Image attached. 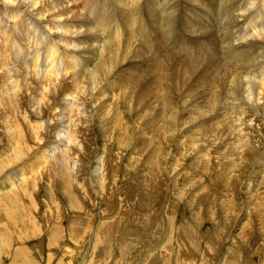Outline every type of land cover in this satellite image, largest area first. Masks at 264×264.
I'll list each match as a JSON object with an SVG mask.
<instances>
[{
	"label": "rangeland",
	"instance_id": "rangeland-1",
	"mask_svg": "<svg viewBox=\"0 0 264 264\" xmlns=\"http://www.w3.org/2000/svg\"><path fill=\"white\" fill-rule=\"evenodd\" d=\"M82 1L77 0V3L72 1V5L74 4L71 5L72 12H74L73 15L76 13V19L83 17L88 12L85 10L86 13H84L82 7L88 3L85 0ZM178 1L183 5V9L182 7L179 9L180 6H177L173 14L175 16L178 12L181 18L178 16L174 23L176 29L174 28L173 35L170 36V33H166V40H164V49L168 51L169 59L172 60H162V63L170 65L174 73L178 72L181 65H185L179 51V40L189 39L188 41H191L194 39L195 42L197 41V38L189 36L184 22H188L187 19L190 22H196L200 13V2L203 3L205 0ZM130 2L131 0L129 2L125 0L123 2L126 4L125 6L123 3H116L119 7L112 3V6L109 5L108 8L114 11L118 18L123 10L129 8ZM137 3L136 15L143 19L144 25H146L144 34L149 37L154 48L158 30L152 26L148 0H138ZM196 3L199 9L195 8ZM188 13H191V16ZM75 21L77 22L74 20V23H76ZM180 23L183 24L180 25ZM111 24L117 28L113 21ZM183 27L185 28L181 29ZM185 29L187 32H184ZM121 30L123 33L122 27ZM122 33L119 36V44L122 43ZM213 37L214 35L211 40ZM262 40H257L253 52L259 54L256 61L264 62V48H262L264 41L262 42ZM242 41V38L239 37H224L214 41V48L211 46V49H217L218 52L211 55L214 56V67L210 69L212 71L208 77L215 75L218 71L224 73L227 70L222 67L225 65H223V59L226 45ZM195 42L191 47V51L193 50L194 53L197 52ZM114 43L116 44V41ZM260 43L262 44L260 45ZM133 48L138 51L147 49L143 41L140 42L138 39L137 43L135 41L130 47L129 54ZM130 56L132 60H125V58L116 65L121 72L116 70L117 73L114 72L113 76L107 79L118 82L113 84L111 89L108 86L109 92L99 95L103 98L97 97L99 100L98 105L95 106L97 107L96 111L93 104L85 105L84 111H86V115L88 113L85 117L87 122L83 124L80 131L74 132L78 138V144L75 140L74 143H70L66 136L67 130L71 126L69 123L71 103L68 102H71V97L63 94L58 97V108L55 110L59 115V119L54 123L55 127L52 126L55 129L48 131L43 126L41 131L44 133L40 131L42 133L40 141H44L43 144L28 140L26 150L29 152L26 153H30L31 157L27 161L37 159L36 161L39 163L38 159H40L42 166L38 164L40 166L34 174V179L28 178L29 181L27 179L26 185L22 184L23 176L19 175L17 180L13 178L15 184L13 183V186L10 187H12L11 190H15L14 193L19 191L16 193L17 204L12 205L6 199L7 196L0 193V264H229V259L232 261L231 264H238L236 261L238 257H240L241 264H264V212L261 218L257 214L264 211V102H261L262 100L256 102L260 107L246 104L254 107L256 116L253 117L254 122L253 120L250 123L246 121L248 126L243 127L245 128L243 129L244 134L241 135L242 130L239 127L242 126L235 125L232 118L229 119V115L223 113V107L224 109L228 107L227 103L230 100L226 96L228 84L223 76L218 77L221 82H218V91L216 92V105L219 107L214 113L216 114L215 119V116H212L214 115L212 109L209 111L210 113H207L206 110L203 111V107H198L205 104L206 99L204 100V98L206 97L202 95L203 90L200 92V89L198 91L189 89L192 77L194 76L193 81H195L202 72L193 74L187 80L189 84L186 81L185 85H183L184 83L179 86L175 85L178 86L176 88H173L174 83L170 81L165 86L150 80H143L144 85L143 83L134 85L133 80L137 74L134 68L129 66H136L138 58ZM249 57L253 58L254 55L246 52L240 56V59L243 61ZM225 66L233 68L230 61ZM141 67L142 65L139 63L138 70H141ZM251 69H258V64L252 65ZM154 71V66H150L149 63L145 64V73L149 77ZM166 85L169 86L166 87ZM164 89L168 92L166 96L170 100V105L175 106L177 113L180 112L179 114L175 113L176 121L180 123L171 124L163 116L164 113L160 112L162 96L165 95L161 92H165ZM263 89L264 86L261 87V96L264 94ZM188 90L191 91L188 92ZM3 91L0 88V94L4 93ZM192 91L193 94H190ZM196 92L202 94L197 93V96ZM25 93L28 96L29 92L25 91ZM186 93L187 95H185ZM240 93L241 96L243 95V99L246 92ZM87 97L89 96L86 94L85 98L87 99ZM193 100L200 104L194 105ZM217 101L219 102L217 103ZM234 101L241 103L238 101L242 100ZM221 102L222 104H220ZM223 103L224 106H222ZM115 104L119 107L116 111L114 110ZM32 105L22 104L24 108L30 110L33 109ZM105 105L108 106L105 107ZM86 107L89 109L87 110ZM3 109L0 113V155L3 154L2 156L11 159L8 155L16 147L17 138L13 129H6L3 123L10 121L13 116L17 118L19 116L16 113L8 118L4 115ZM185 109L190 111H185ZM196 109H200L199 114H202L205 121L201 116L197 118H200L199 120L195 121L189 118L191 115L192 118L194 114L197 115L198 110L196 113L192 112ZM102 112L107 113L108 117H105ZM42 116L46 117L47 112ZM109 116L110 119H107ZM114 117L119 123L115 121ZM42 120L45 121V119ZM165 120L167 123H164ZM228 120L231 121L230 124ZM107 121L108 123H106ZM224 121H228L227 124ZM110 122L112 126L118 124L111 129ZM193 122L201 125L197 126L199 134L195 131L197 127L192 129L191 123ZM48 123L51 125L53 122L49 121ZM210 124L217 126L211 127ZM228 124L231 127L233 125V129ZM20 125H23L27 134H33L30 126L24 127L25 124L22 123ZM205 125L212 129L207 127L210 129L208 132L209 129L207 130ZM220 130H224L225 135ZM109 132L112 133L109 134ZM10 135H14L15 141L9 139ZM216 136H219V139H216ZM117 137L119 140L116 139ZM176 137H178L177 143ZM45 138L50 141V144H45ZM240 139L243 140V143L240 142ZM179 140L181 141L179 142ZM58 141L56 149L51 147L52 143L57 144ZM238 143L242 147L243 145L252 146V152L241 154L240 157L236 150ZM39 145L41 148H38ZM69 146L72 147V150H69L68 159H65L66 162L62 160L69 168V176L67 180H64L65 171L62 172L64 167L61 166V156L64 154L61 155V151ZM37 150H41L42 154L46 151L45 162ZM34 153L35 155H33ZM55 156L58 157V162H55L57 158H54ZM201 157H205V159ZM11 160L16 161L0 167V183L6 181L2 178L8 170L12 172V169H15V164H19L18 159ZM240 161L243 163L239 164ZM238 165L240 167H236ZM225 166L229 167L225 168ZM238 168L242 170L240 175L236 174ZM21 189H25L26 194ZM66 192L68 194H65ZM10 195L12 196V193ZM252 217L253 221L250 222Z\"/></svg>",
	"mask_w": 264,
	"mask_h": 264
},
{
	"label": "bare ground",
	"instance_id": "bare-ground-1",
	"mask_svg": "<svg viewBox=\"0 0 264 264\" xmlns=\"http://www.w3.org/2000/svg\"><path fill=\"white\" fill-rule=\"evenodd\" d=\"M72 1H74V2L76 1V3H77V0H0V8H1V10H0V88L2 90H4L3 91L4 93L0 94V97H1V99H0V113L2 112V109L4 108L3 109L4 115L7 116L8 118L11 117L12 115L16 114V113H18V116H19V118H17L16 116H13V118L10 121L3 123V125L5 126L6 129H10V128L13 129L15 137L17 138L16 147L14 148L12 153H10L8 155V157H10L11 159H14V158L18 159L17 161H19V164L18 165L15 164V169H12L13 170L12 172L11 171L9 172V170H8V172L5 174V176L2 174L4 176V178H2V177L1 178L5 179L6 181L4 183H0V193L6 195L7 196L6 199L10 203H12V205H15L18 203L16 201L17 200L16 193L19 192V191L18 192L16 191L14 193L15 190H11L12 187H10V186L11 185L13 186V183H14L13 178H14V180H17L19 175L23 176L24 179H23L22 184L26 185L27 182L29 181L28 178L34 179V176H35L34 174H35L36 170L38 169V167L40 166L38 164H41V161H42V160L40 161V159H38L39 163L36 161L37 159L27 161L31 157L30 153L29 154L26 153L28 151V150H26V148L28 146V140H31L32 142L37 141L40 144H43L44 141L43 140H42L43 142L40 141V138L42 137V136L40 137V135H42V133H40V131L42 130L43 126L48 131L55 129L54 123L57 122V120L59 119V115L55 112V110L58 108V106H57L58 97L62 94L68 95V97L69 96L71 97V102L68 101L69 104L71 103L70 106L68 105L70 108L69 109V114H70L69 115L70 116L69 117L70 118L69 123L71 124V126H70V128L68 127L69 130H67L66 136L69 138L70 143H74V140H75L78 144V138L76 137L74 132L77 130L80 131V128L83 127V124L85 122H87V120H86L87 118H85V117L88 115V113L86 115V111H84L85 105L89 106V104L90 105L93 104L94 109L97 108V107H95L98 105L99 99L97 97H102L99 95H103V93L109 92L108 86L111 89L113 87V84H116L118 82V81L114 82L113 80H107V79H109L110 76H113V74H114V72H116V70L120 69V68L118 69V67H116V65L121 60H124L125 58H126L125 60H132L130 55H132V57L138 58L136 66H129L131 68H134V71H136L135 73L137 74L136 75L137 77H135L133 80L135 82L134 85H138V83H140V85H141V83H143V80H150L156 84L157 83L164 84V86H165V84H167L170 81V82L174 83L173 88H176L181 83L183 84L184 82H186L190 77H192L193 74H196L197 72H202V74L199 75L197 77V79H195V81H193V77H194L193 76L192 82L187 81L186 83L189 82L191 84L190 85L191 87L189 89H191L193 91L194 90L198 91V89H200L199 91L201 92V90H203V94L196 92V95L198 93L199 95L202 94L203 96H205L206 97V98H204V100L206 99L205 104H203V106H200V105L199 106L197 105V106L199 108L203 107V111L206 110L207 113H210L209 111L211 109L213 111V114L216 112V110H218L217 107H219V106L216 105V95H217L216 92L218 91L217 90L218 89L217 88L218 82H221L218 80V77L223 76L226 80V83L228 84L226 96L228 99H230L229 101L227 100L228 101L227 104L229 106L228 107L225 106L226 107L225 109L223 107V113L226 115L228 114L229 115L228 118L230 119V117H231L235 125H238V127L241 125L242 127H239V129L242 130V133H240V134L241 135L244 134L243 129H245V128H243V127L248 126V125H246V121H248L250 123L253 120V117L255 115L254 114L255 113L254 107L252 108V107H250L251 105H246V104L248 103V104H252L255 106H259V104L256 102H260L261 100H262L261 102H264V94L262 93L263 98L260 94L261 93V87L264 86V62L256 61L259 54H256L255 52H253L254 46L257 45V40L263 39L262 42L264 41V0H207V1L205 0L203 3L200 2V4H201L200 13L198 12L199 15L197 16L198 17L197 20L195 19L196 22H190L188 19H187L188 22H184V26L188 30V32H187V30L185 29L186 31H184V32L189 33V36H191L193 38H197L196 39L197 41L195 42L194 39L191 41H188L189 39L188 40H185V39L179 40L180 42H179L178 46L180 47V50L179 49L178 50L181 52V55L183 57V64H185V65H181L180 69L176 73H174L172 71L169 64L162 63V60H167V61L172 60V59L171 60L169 59L168 51L166 49H164V47H165L164 40H166L165 39L166 33H170L169 34L170 36H171V34L173 35V30L175 28L174 23L176 22L177 17L180 16V15H178V12H177V15L175 14V16L173 14V13H175L174 11H175V8H177V6H180L179 9H181V7L183 6L180 4V2L178 0H148V4H149L148 9H149V14H150V17L152 20V26L154 29L156 28V30H158V36H157L158 38L155 41L156 47H154V48H153L151 40L148 39L149 37L145 36V34H144V28L146 25H144L143 19L136 15L137 11H138L136 9L137 4H138L137 3L138 0H131L129 8L125 11L123 10L122 13L120 14V16H118V18H116L114 11H112L108 7H109V5L112 6V3H114L115 6L119 7V5H116V3L121 4V3L125 2V0H85L88 4L87 5L83 4L85 6H82V5L81 6L83 7L84 11L88 10V12H87V14H84L83 17H80L78 19H76V16H75L76 13L73 15L74 12H72L73 9L71 7ZM185 1H187V0H185ZM189 1H191V0H189ZM194 1H196V0H194ZM82 2H84V0ZM128 2H129V0H128ZM146 2H144V3H146ZM184 4H185V2H184ZM125 5L126 4H124V6ZM124 6H121V7H124ZM197 6L198 5L196 3L195 8ZM190 8H191V6H190ZM118 9H120V8H118ZM182 9H183V7H182ZM143 10H145V9H143ZM141 11H140V13H141ZM144 12H147V11H144ZM82 13H83V11H82ZM84 13H86V11ZM147 13H146V15H147ZM191 13L190 14L188 13V14L191 16ZM116 15H118V14H116ZM141 15H142V13H141ZM183 15L185 18L184 13H183ZM142 17H144V16H142ZM148 18H149V15H148ZM180 18H181V16H180ZM260 19H262V21H260ZM74 20H77V22L75 21L76 23H74ZM112 21L114 22L115 25H117V28L116 27L114 28L112 26V24H111ZM184 21H186V20H184ZM191 21H192V19H191ZM181 24H183V23H180V25ZM121 27L123 28V33H122V30L120 31ZM185 27H183L181 29H184ZM179 30H180V28H179ZM179 32H181V31H179ZM120 33L123 34V39H122L121 44H119ZM213 35H214V37L211 40V37ZM250 35H252V36H250ZM224 37H227V38L239 37V38H242V40H243L242 42H235V43H231V44L226 45V52H225L224 59H223V65L224 64L227 65V62L230 61V63L232 62V64H233V68L230 69L224 65L222 67L227 69L226 71H224V73L223 72L219 73V71H218L215 75L208 77L212 71V70L210 71V69H212L214 67L213 66L214 56H211V55L216 54L218 52L217 49H213L214 48V41L219 39V38H224ZM137 39L140 42L143 41V44L146 46L147 49L144 51L142 49L138 51L137 49L133 48L131 50V54H129L130 53V47L132 46V44L135 41L137 43ZM114 41H116V44L114 43ZM194 42L196 43L195 47H196V51H197L195 53L193 52V50L191 51V47H192V44ZM258 42H261V41H258ZM261 44L262 43H260V45ZM260 45H258V46L260 47ZM135 46H136V44H135ZM211 46H213V48H212L213 52H212ZM262 48H264V47H262ZM124 52H125V54H124ZM246 52L250 53L251 55H254V57L253 58L249 57V58L242 61L240 59V56ZM263 52H264V50H263ZM136 53H138V55H135ZM139 63H140V65H142L141 70H138V68H137ZM146 63H149L150 66L155 67V71L150 77L148 74L145 73V64ZM11 64L23 65V66H12ZM201 64H202V66H200ZM256 64H258V69L252 70L251 66L256 65ZM219 66H221V65H219ZM126 69H128V68H126ZM122 71H123V69H122ZM131 71H132V69H131ZM205 71H206V73H203ZM117 72H121V71L119 70ZM195 78H196V76H195ZM222 80H223V78H222ZM134 85H133V88L135 87ZM143 85H144V83H143ZM175 85H178V86H175ZM183 85H185V83ZM168 86L169 85H166V87H168ZM245 87H246V89H245ZM224 88L225 87L223 86V89ZM168 90L170 91L169 88H168ZM191 90H188V92ZM263 90H262V92H264ZM25 91L29 92L28 96L25 93ZM164 91L165 92H161V94H165L164 95L165 97L162 96L163 102H162V107H161L160 112L164 113L163 116L165 117V119L167 118V120L171 124H174L175 122L180 123V122L176 121L177 119H176L175 113H177V112L175 110V106L170 105V102H169L170 100H168L167 96H166V93H168V92H166V89H164ZM193 91L190 94H193ZM240 92H243V94L246 92L244 94L246 96L243 97V99H242L243 95L241 96ZM187 93L185 95H187ZM31 94H32V96H30ZM86 94L89 96V97H87V99L85 98ZM190 94H188V95L190 96ZM94 95H96V96L93 98ZM202 95H201V97H203ZM258 95H259V97H256ZM186 98H188V97L186 96ZM191 98H192V96H191ZM199 98H200V96H199ZM220 98H218V99H220ZM238 99L242 100V101H238L241 103H237L234 101V100H238ZM63 101H65V100H63ZM218 102L219 101H217V103ZM26 103L28 104V106L32 105V103H33V105H32L33 109L30 110L29 108H24L22 106V104L27 105ZM35 103H36V106H34ZM193 103H195L194 100H193ZM196 103L194 105H196ZM112 104H110V105H112ZM182 104H183V102H182ZM197 104H200V103H197ZM220 104H222V102ZM108 105H105V107ZM180 105H181V103H180ZM114 106H115L114 110L116 111L119 107L116 106V104ZM222 106H224V103ZM88 109L89 108H87V110ZM91 109H93V108H91ZM97 110H99V109H97ZM188 110L185 109V111H188ZM192 110H194V109L192 108ZM197 110H198L197 115L194 114L195 116L193 115V118H192L191 114H193V113H191V114L189 113L191 115L189 118H191L192 120L195 121L199 116H201L202 120H204L202 114L201 113L199 114L200 109H196L195 111H192V112L196 113ZM95 111H96V109H95ZM95 111H93V112H95ZM178 111H179V109H178ZM46 112H47V116L43 117L42 114L46 113ZM103 112H105V111H103ZM179 113H177V114H179ZM103 114H105V117L107 116V113H103ZM212 116H215L214 118L216 119V114H214ZM246 117H252V118H246ZM38 118L39 119H41V118L45 119V121L42 119L38 121L37 120ZM114 118H115V121L118 122V120H116V117H114ZM184 118L189 119L186 117H184ZM256 118H258V117H256ZM107 119H110V116ZM199 119H197V120H199ZM120 120H122V119H120ZM167 120H165L164 123L165 122L167 123ZM46 121H47V123H46ZM49 121H50V123L51 122H53V123H51V125H50L48 123ZM215 121H217V120H215ZM228 121H224V122L226 123ZM112 122H114V120ZM224 122H223V124H225ZM253 122H254V120H253ZM21 123L25 124L24 127L30 126L33 134H30V133L27 134L26 130L23 129V125H20ZM106 123H108V121ZM186 123H188V121H186ZM228 123L230 124L231 121H229ZM43 124H45V125H43ZM117 124L112 126V124L110 122L111 126H109V127H112L111 129H113L115 126H117ZM189 124H190V122H189ZM216 124H217V122H216ZM53 125H54V127H52ZM206 125H205L206 128L207 127L211 128L215 124H210L211 127L206 126ZM208 125H209V123H208ZM168 126H170V125H168ZM191 126H192V129H194L193 127L196 128L197 126H201V125H197V123L193 122V123H191ZM202 126H204V125H202ZM215 126H217V125H215ZM107 127H105V128L107 129ZM181 128H183V127H181ZM209 128H207V130ZM227 128H228V126H227ZM231 128L233 129V125ZM231 128H230V130H231ZM197 129L195 130L196 133L199 132V127H197ZM217 129H218V127H217ZM222 129H223V127H222ZM203 130L205 131V129H203ZM109 131H111V130L109 129ZM209 131H210V129L208 130V132ZM222 131H223V134L225 135L224 130H222ZM41 132H43V131H41ZM186 132H187V129H186ZM111 133L109 132V134H111ZM228 133L229 132L227 130V134ZM56 135H59V134L56 133ZM213 135H215V134H213ZM245 135H244V137H246ZM122 136H120L121 139H122ZM47 138H45V144L48 145V144H50V141ZM118 138L119 137H117L116 139L119 140ZM177 138L178 137H176V140H175L176 143H177ZM215 138L219 139V136H216ZM225 138L227 139V136ZM9 139H14V135H10ZM188 139H187V141H188ZM193 139H194V137H193ZM213 139H214V137H213ZM242 139H240L241 143H243ZM14 141H15V139H14ZM180 141L181 140H179V142ZM221 141H222V139H221ZM193 143H195V142H193ZM239 143L237 144L238 146L236 147V150H237V153L239 154L240 157H241V154H244L246 152H250V153L252 152V150H253L252 146L243 145V147H242L239 145ZM58 144H59V141L57 144L52 143V145H54V146L51 145V147H54V149H56L58 147ZM176 146H177V144H176ZM196 146H198V145H196ZM235 146H236V144H235ZM45 147H47V146H45ZM38 148H41V145H39ZM48 149H50V148H48ZM70 149L72 150L71 146H69L68 148H65V149H63V151H61V155L64 154L63 156H61V166H62V168L64 167L63 171H62V169H61V171L62 172L65 171L64 174L62 173L64 180L65 179L67 180V177L69 176V168H68V165H66L64 162H62V160L65 161V159H68V153H70L69 152ZM41 150L40 151L37 150V151H39V154L41 153L40 157H42V159L44 160L47 158V154H45V152H46L45 150H44L45 152H43V154H42ZM225 150H227V149H225ZM234 150H235V148H234ZM57 151H59V150H57ZM200 152H201V150H200ZM200 152H199V154H200ZM230 152H232V151H230ZM39 154L37 153V155H39ZM203 154L205 155L204 152H203ZM2 155H0V160H1L0 161V163H1L0 167L2 165L5 166L10 162L16 161V160H11V159H9L5 156H2ZM33 155H35V153ZM231 155H233V154H231ZM51 156H54V155H51ZM224 156H225V154H224ZM56 157L57 156H55L54 158H56ZM197 157H198V155H197ZM205 157L204 158L201 157V158L205 159ZM58 160L59 159L57 157L55 162H58ZM199 160H200V158H199ZM236 160H237V158H236ZM172 161H173V159H172ZM44 162H45V160H44ZM198 163H196V164H198ZM238 163L241 164L243 162L240 161ZM228 164H229V162H228ZM41 166H42V164H41ZM227 167H229V166H225V168H227ZM236 167H240V165H238ZM241 168H238V170L236 171V174L240 175V173L242 172ZM62 174H60V175H62ZM226 175H228V174H226ZM27 179H28V181H27ZM63 183H64V181H63ZM62 185H64V184H62ZM64 186H66V185H64ZM21 190L23 192H25V194H26L25 189H21ZM11 193H12V196L10 195ZM65 194H68V193L66 192ZM9 195H10V197H8ZM2 198L3 197L1 196V199ZM263 212L264 211L257 213L259 218H261ZM252 219H253V217L251 218L250 222L253 221ZM256 221H258V220H256ZM3 236H5V235H3ZM6 237L8 238V235ZM184 242L186 243V241H184ZM6 244H8V243L6 242ZM235 250H233V251L236 252ZM93 256H94V254H93ZM233 257H235V256H233ZM91 258H93V257H91ZM238 258H237V260L236 259L235 260L237 261L238 264H241L240 257H238ZM236 261H235V263H236ZM228 263L231 264L232 261L229 259Z\"/></svg>",
	"mask_w": 264,
	"mask_h": 264
}]
</instances>
